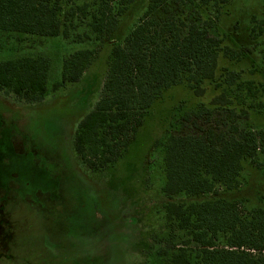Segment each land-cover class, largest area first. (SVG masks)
<instances>
[{
	"label": "rangeland",
	"instance_id": "374dc122",
	"mask_svg": "<svg viewBox=\"0 0 264 264\" xmlns=\"http://www.w3.org/2000/svg\"><path fill=\"white\" fill-rule=\"evenodd\" d=\"M148 2L128 5L113 34L116 43H123ZM169 5L186 23L209 22L211 33L239 58L221 55L216 78L204 82L202 95L186 83L164 90L131 135L124 156L96 174L76 159L73 139L79 121L100 97L113 44L0 31V59L43 54L51 60L50 90L42 102L23 104L0 92V264H162L165 258L157 254L161 244L155 236L165 228L162 186L168 135L200 134L210 126L226 129L237 118L224 108L187 120L203 105L214 109L210 102L223 90L237 110L249 113L240 122L264 128V36L251 34L252 18L264 17V0L203 5L174 0ZM84 31L78 28L74 35ZM83 48L96 49L83 78L55 88L64 58ZM232 73L236 80L230 83ZM182 198L237 201L243 216L264 209V156L243 161L238 189L219 186L210 194Z\"/></svg>",
	"mask_w": 264,
	"mask_h": 264
},
{
	"label": "trees",
	"instance_id": "16d2710c",
	"mask_svg": "<svg viewBox=\"0 0 264 264\" xmlns=\"http://www.w3.org/2000/svg\"><path fill=\"white\" fill-rule=\"evenodd\" d=\"M133 1L0 0V31L113 44L100 97L79 121L73 139L76 159L95 174L124 156L131 135L164 90L186 83L202 95L204 82L216 78L219 57L239 58L211 33L209 22L186 23L173 14L169 3L174 0H149L123 43H116L113 34ZM219 1L199 0V4ZM251 22V34L264 36V17L254 16ZM82 27L85 31L74 35ZM95 53V48H83L67 55L61 81L54 87L78 83ZM50 69L51 60L43 54L0 59V92L23 104L42 102L50 90ZM228 80L232 83L236 75L230 74ZM210 105L214 109L203 105L187 120L194 122L217 108L237 119L224 130L210 126L200 134L168 135L162 186L165 228L155 236L161 244L157 254L165 258L162 264H264V209L243 216L237 201L178 199L210 194L219 186L236 190L243 161L264 156V128L256 130L238 120L249 119L245 108L237 110L225 90Z\"/></svg>",
	"mask_w": 264,
	"mask_h": 264
}]
</instances>
